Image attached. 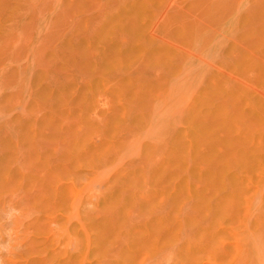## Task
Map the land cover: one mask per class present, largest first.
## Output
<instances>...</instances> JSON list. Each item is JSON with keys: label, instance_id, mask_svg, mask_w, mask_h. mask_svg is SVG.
<instances>
[{"label": "rangeland", "instance_id": "obj_1", "mask_svg": "<svg viewBox=\"0 0 264 264\" xmlns=\"http://www.w3.org/2000/svg\"><path fill=\"white\" fill-rule=\"evenodd\" d=\"M0 264H264V0H0Z\"/></svg>", "mask_w": 264, "mask_h": 264}]
</instances>
